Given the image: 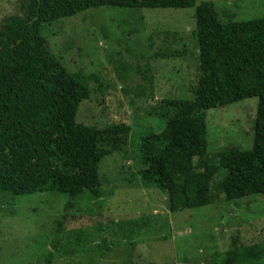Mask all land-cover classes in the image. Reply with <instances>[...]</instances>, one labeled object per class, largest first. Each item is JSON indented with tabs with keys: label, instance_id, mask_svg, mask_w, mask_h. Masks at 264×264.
<instances>
[{
	"label": "trees",
	"instance_id": "trees-1",
	"mask_svg": "<svg viewBox=\"0 0 264 264\" xmlns=\"http://www.w3.org/2000/svg\"><path fill=\"white\" fill-rule=\"evenodd\" d=\"M106 7L195 8L197 64L191 97L172 95L145 112L160 121L167 134L149 131L140 137L136 159L142 185L167 195L169 213L264 195V17L237 21L229 16L224 22L214 1L19 0L17 13L0 24V199L39 194L65 197L62 220L55 222L51 241L59 249L67 238L62 253L69 255L111 251L106 239L93 244L94 235L106 232L103 222L91 217L84 227L67 230L65 221L77 220L70 211L84 196L102 206L101 163L122 149L131 127L99 128L78 121L81 105L93 102L94 93L107 86L96 73L69 70L63 55L49 44L53 36L49 31L59 21ZM183 55L170 52L162 57ZM122 66L120 78L128 71ZM147 68L144 78H156L153 66ZM254 97L259 103L253 147L210 152L206 112ZM149 221H121V237L126 242L140 238ZM113 224L108 227L112 232ZM52 257L49 252L46 261ZM263 262L264 244L247 247L235 238L229 251L213 255L207 264Z\"/></svg>",
	"mask_w": 264,
	"mask_h": 264
},
{
	"label": "rangeland",
	"instance_id": "rangeland-1",
	"mask_svg": "<svg viewBox=\"0 0 264 264\" xmlns=\"http://www.w3.org/2000/svg\"><path fill=\"white\" fill-rule=\"evenodd\" d=\"M197 1H214L224 22L229 16L237 21L264 17V0ZM18 2L0 0V24L4 17L17 13ZM194 16L195 8L130 11L106 7L51 27L49 34L54 37L48 39L49 44L63 55L60 58L69 70L96 73L107 86L94 93L93 102L81 105L78 121L99 128L112 124L131 127L122 149L101 163L102 206L84 196L70 211L77 220L65 221L67 230L82 227L91 217L103 222L106 232L94 235L93 244L106 239L111 251L104 255L85 251L64 254L67 238L59 249L52 246L51 236L55 222L62 220L65 197H5L0 199V264H207L213 255L229 251L235 238L247 247L264 244V195L169 213L167 195L143 186L137 174L142 133L167 134L160 121L145 112L172 95L191 97L197 64ZM170 52L184 55L162 57ZM122 65L128 68L124 78L118 76ZM148 65L157 75L150 81L142 74ZM258 103L254 97L206 112L210 152L253 147ZM141 218L151 219L149 227L140 238L126 242L119 223ZM112 222L113 232L108 229ZM49 252L53 257L47 262Z\"/></svg>",
	"mask_w": 264,
	"mask_h": 264
}]
</instances>
